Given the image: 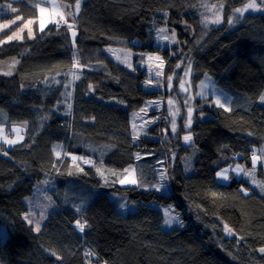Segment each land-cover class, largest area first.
Listing matches in <instances>:
<instances>
[{
    "label": "trees",
    "instance_id": "1",
    "mask_svg": "<svg viewBox=\"0 0 264 264\" xmlns=\"http://www.w3.org/2000/svg\"><path fill=\"white\" fill-rule=\"evenodd\" d=\"M57 1L67 24L59 16V27L41 32L43 0H0L17 10L1 16L15 20L0 32V120L26 124L21 142L0 144V226L7 228L0 264H264V192L246 176L216 178L236 161L264 173V164L251 162L254 146L264 144V11L229 29V15L249 0H212L224 3V23L205 33L194 10L199 0H79L78 11L77 0ZM30 19L31 37L25 29L7 41ZM161 26L176 44L155 45ZM114 46L143 52L139 59L158 51L161 75L121 63L106 51ZM206 76L232 96L231 107L197 94ZM182 83L190 85L186 94ZM186 132L191 144L183 143ZM125 169L138 185L119 184ZM161 172L169 191L152 187ZM83 182L101 191L77 212L72 195ZM40 184L50 185L58 209L37 232L24 214ZM159 203H174L184 221L164 227ZM76 220L87 221L82 233Z\"/></svg>",
    "mask_w": 264,
    "mask_h": 264
},
{
    "label": "rangeland",
    "instance_id": "2",
    "mask_svg": "<svg viewBox=\"0 0 264 264\" xmlns=\"http://www.w3.org/2000/svg\"><path fill=\"white\" fill-rule=\"evenodd\" d=\"M253 0H249L248 2H246L245 4L236 7L232 13L229 15L227 22H228V27L229 29L232 27H235L237 24L240 23V20L242 19V17L248 13V12H257V11H264V3H261V0H255V3L257 5H259V9L258 10H253V9H248L247 11H245L243 13V15H240L239 13H236L235 10L238 8H243L245 5L252 3ZM10 2H5V3H1L0 4V32L5 29L7 26H9L11 23L14 22V20H10L8 22H6L5 20L1 19L2 14H4V12H10L11 10L8 9L6 7L7 4H9ZM39 24H40V19L43 18L45 20V26L48 24H51L52 22L49 21H53L56 20L60 15L59 14H63L64 12L62 11V7L59 4V1L57 0H47V3L44 2H39ZM224 3H219V2H214L212 0H199L196 4V6L194 7V10L198 13L199 17H200V23H201V27H202V31H204L205 33L207 31H211L213 27H218L223 25L224 23ZM44 8L45 12L43 13V17L41 16V12L40 9ZM232 20L233 22L230 24L229 20ZM219 20V23H215L213 21ZM204 21H207V23H204ZM33 20H27L26 23H24L22 25V27H20L21 29L15 31L14 33H12L9 37H12V39L15 38H22L23 35L21 32L22 30L25 29H29L33 30ZM161 30H165L163 33H161ZM75 32L77 35V30L75 27L72 26V28H70V33L72 35V32ZM33 33V32H32ZM173 34L175 36V40L172 39ZM75 35V37H76ZM164 36H167L168 39H164ZM9 37L7 38V41H10L12 39H9ZM75 39V38H74ZM138 41L136 40L135 42H133L134 44L137 43ZM178 42V38L176 36V34L170 30L168 27L166 26H161V27H156L154 29V43L157 46H160L162 48L168 47V46H172L174 44H176ZM106 51L112 55L115 59H117L118 61H120L121 63L125 64V65H131L133 66L135 63L144 66L145 68H147V70L149 71L150 75H154V79H156V77L159 76V74L161 75V69L163 67V58L161 53H159L158 51L154 50V51H147L144 55L145 57L142 59H139V56L143 53V52H139L138 50H135L134 48L130 47V46H114V47H106ZM8 68H11L10 66H7V70ZM170 76V74L168 75ZM174 77L171 79L170 81V88L173 87L172 83H173ZM203 82V85H202ZM187 83V82H186ZM183 84V87L180 86V89L182 88V91L184 94H186L188 92V88L190 85H186ZM182 85V84H180ZM201 90H205L206 93L214 96V100L218 97L221 100V103H223L225 105L226 108H229L232 106V96L227 93L226 91L222 90L221 88H219L215 82L210 78L207 77L204 78L201 82L200 85L198 86V91L197 94L200 95V91ZM261 95H264V91L262 92ZM260 95V97H261ZM259 97V102L261 104L264 105V101H261ZM175 102V98L172 97V99H168V103H170L172 106L174 105ZM154 109V106H152ZM171 114H173L174 119H175V123H176V130H177V114L179 112V108L176 109H170ZM193 112V111H192ZM143 119L141 118H137V121L139 124L138 127H141V122ZM188 120L185 122V125L187 124ZM136 124V125H137ZM25 133H26V124L24 122H12L11 124H7L6 122H2V120H0V144H6L8 146H12L16 143L21 142L24 137H25ZM189 132H186L183 137L185 135H188ZM191 134V132H190ZM192 136V134H191ZM22 138V139H21ZM8 141H15V143L13 144H9ZM192 141H193V137H192ZM191 142H185L183 140L184 144H191ZM262 149H264V144L259 145V146H254V150H255V155L260 157V159L257 161V165H260L261 163L264 162V153H262ZM252 158V156H251ZM239 165L242 169H244V171H247L249 173H251V175L246 176L249 181L253 184L254 187L257 188L258 191L260 192H264L261 190V185H264V173L263 176L260 174V176L256 175L254 171L247 169L245 162L243 161H236L233 164H229L226 166H223L221 168H219L217 170V172H221L224 169H229L228 175L231 178V176H235L237 178L239 177H245V175L243 174V172L239 175H236L232 169H235L236 166ZM132 169H130L128 172H125L123 176H121L119 179H122L125 175H132ZM216 172V173H217ZM135 179L136 177L133 176ZM118 179V181H119ZM219 182H229L231 179H229L228 181H224L222 179H217ZM165 186L163 188V191H169L170 188L168 187V185L166 183H164ZM50 186V185H49ZM48 187H46L45 184H40L38 188L34 189L33 193L31 195H29L28 197H26L25 201L28 205V211L26 213H28L30 215V217L33 219L34 223L32 224L35 228V222L39 221L40 223V228L42 227L44 220L47 218V216L49 215V213L54 210V209H58V207L56 206V204L53 202V196L50 192H48ZM83 187L84 189L82 190H78L77 192L72 195V198L74 200V208L73 209H77L79 208L80 210L86 208L89 204H91L99 195H100V191L101 189L99 187H95L89 183L83 182ZM118 196L115 195L114 199H117ZM134 205V203H132ZM121 204H119L118 202V207L121 209L120 207ZM159 208L163 211L164 213V227L166 228H170L175 226L176 224H178L176 221H173V223L171 225H166L165 224V220L169 217V215L171 216H176L178 217L179 223L184 221V217H183V213L176 207V205L174 203H168V204H158ZM41 212L44 213V219L41 220L40 219V214ZM34 214V215H33ZM25 215V214H24ZM0 236H2L3 238H6L7 236V228L5 227V225H1L0 226Z\"/></svg>",
    "mask_w": 264,
    "mask_h": 264
},
{
    "label": "snow or ice",
    "instance_id": "3",
    "mask_svg": "<svg viewBox=\"0 0 264 264\" xmlns=\"http://www.w3.org/2000/svg\"><path fill=\"white\" fill-rule=\"evenodd\" d=\"M43 2L47 3V0H43ZM261 3H264V0H261ZM6 7H7L8 9H10L12 12H16V11H17L15 8L12 7L11 3L7 4ZM65 7H71V6H65ZM259 7H260V6L257 5V4L255 3V0H253L252 3L245 5L243 8H238V9H236L235 12H236V13H239L240 15H243V13H244L245 11H247L248 9L258 10ZM76 9H77V11H78V9H79V0H77V3H76ZM40 12H41V16L43 17V13L45 12V9H44V8H41V9H40ZM69 14H70V15H74V13H69ZM58 15H60V21H63L65 24H67V21L64 19L63 15H62V14H59V13H58ZM17 19H20V17H17ZM49 22L54 23L57 27L60 26V22H59V21H55V20H53V21H49ZM213 22H215V23H219V20H216V21H213ZM232 22H233V21L230 19V20H229V23L231 24ZM204 23H207V21H204ZM67 26H68V28H72V25H70V24L67 25ZM44 27H45V20H44L43 18H41V19H40V30H41V32H43ZM164 31H165V30H161V33H163ZM28 35H29V37L32 36V32H31V30H29ZM75 35H76V33L73 31V32H72V36H73V45L75 44V39H74V38H75ZM9 39H12V37H9ZM164 39H168V37H167V36H164ZM172 39L175 40V36H174V34H173ZM74 58H75V53H74ZM76 66H77V65L74 64V67H76ZM128 66L131 67L130 64H129ZM80 67H82V66H80ZM177 67L179 68L180 65H177ZM189 70H190V65H189ZM186 75H187V72H186ZM77 78H78V77H77ZM171 79H172L171 77H168V80H169V81H171ZM202 85H203V82H202ZM181 86L183 87V83H182ZM90 90H91V86H90ZM204 94H205L204 91H201L200 95L203 96ZM260 100H261V101H264V95H261ZM212 103H214L215 105L220 106V107H225V105H224L223 103H221V100H220L218 97H217L214 101H212ZM69 107H70V106H69ZM227 110L230 111V109H227ZM187 114H188V122H187V124L185 125V128L190 129V126H191V117H192V109H191V108L188 109V113H187ZM171 131L173 132V134L176 133V123H175V119H173V121H172V129H171ZM21 139H22V138H21ZM183 140H184L185 142H191V141H192V136H191L190 132H189L188 135H185V136L183 137ZM8 143H9V144H13V143H15V141H8ZM261 151H262V153H264V149H262ZM138 158H139V157H138ZM259 159H260V157L256 156V155H255V150H253V156H252V158H251V162H252L253 169H255V167H256V165H257V161H258ZM85 162L87 163V161H85ZM81 171H82V169H81ZM97 171L99 172L100 170L97 169ZM124 171H125V172H128L129 170H128V169H125ZM232 171H233L236 175H239V174H241L242 172H243V174H244L245 176L251 175V173H249V172H247V171H244V169H242L239 165H237L235 169H232ZM228 172H229V169H227V168L224 169V170H222L221 172H217V173H216V178H217V179H222V180H224V181H228V180L230 179V177H229V175H228ZM165 180H166V175H165L164 172H161V173H160V183H159L158 185H153L152 187H153L155 190H157V191H161V190H163V188H164V186H165V184H164V181H165ZM118 182H119L120 185H138V183H139L138 180L135 179L132 175H125L122 179H119ZM260 187H261V190L264 191V185H261ZM244 191H245V193H247V190H246V189H245ZM120 207H121L122 209H124V208L126 207V205L121 204ZM76 211L79 212L80 209L77 208ZM33 215H34V214H33ZM24 219H25L29 224H33V223H34L33 219L30 217V215H29L28 213H25V215H24ZM40 219H41V220L44 219V213H43V212H41V214H40ZM173 221H176L177 223H179L178 217L169 215V217L165 220V224H166V225H171V224L173 223ZM86 225H87V221H85L84 223H81L80 220H76V222H75V226H76V228H77L81 233L84 231ZM35 230H36L37 232L40 231V223H39V221H36V222H35ZM225 231H227V232H229V234H231V230L228 228L227 225H225ZM259 252L264 253V247H261V248L259 249ZM53 255H55V253H53ZM57 259H59V257H57Z\"/></svg>",
    "mask_w": 264,
    "mask_h": 264
},
{
    "label": "bare ground",
    "instance_id": "4",
    "mask_svg": "<svg viewBox=\"0 0 264 264\" xmlns=\"http://www.w3.org/2000/svg\"><path fill=\"white\" fill-rule=\"evenodd\" d=\"M38 187H39V185L36 186V188H38ZM36 188H35V189H36Z\"/></svg>",
    "mask_w": 264,
    "mask_h": 264
},
{
    "label": "clouds",
    "instance_id": "5",
    "mask_svg": "<svg viewBox=\"0 0 264 264\" xmlns=\"http://www.w3.org/2000/svg\"><path fill=\"white\" fill-rule=\"evenodd\" d=\"M252 156H253V152H252ZM262 164H264V162Z\"/></svg>",
    "mask_w": 264,
    "mask_h": 264
}]
</instances>
